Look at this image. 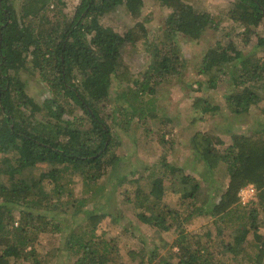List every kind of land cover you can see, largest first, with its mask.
<instances>
[{
  "label": "trees",
  "instance_id": "16d2710c",
  "mask_svg": "<svg viewBox=\"0 0 264 264\" xmlns=\"http://www.w3.org/2000/svg\"><path fill=\"white\" fill-rule=\"evenodd\" d=\"M240 1L241 12H227L232 24L225 36L232 39L224 44L221 33L223 39L196 57L193 70L197 89L205 84L217 86L225 72L224 53L229 61L239 56L237 40L248 43L256 39L257 44L264 45V36L259 33L264 0ZM9 2L0 0V264L18 260L59 264L60 258L63 264H229L219 262L217 257L222 254L237 259L251 228H259L256 195L264 211V122L250 134H235L227 154L217 152L211 134L202 130L193 134L195 156L210 168L226 164L230 176L220 201L210 203L209 208L204 207L207 199L200 198L197 179L183 169L171 171L163 153L162 165L149 185L140 184L130 199L138 218L150 226L153 235L160 233V244L153 243V248L146 243L137 251L130 250L129 263L114 255L112 245L96 234L108 213L86 210L72 217L83 210L86 198L76 206L73 192L65 189L67 180L75 175L85 182L102 179L118 160L115 155L107 157L113 139L127 132L133 120L145 122L144 112L138 109L144 110L145 94L156 92L166 78L187 72L179 33L188 41H196L206 31L220 32L221 25H228L226 15L215 14L202 0H162L173 10L166 26L149 39L151 63L144 79L137 80L121 61L128 43L142 36L148 38L146 25L138 20L121 34L104 25L101 16L117 5H123L132 17L138 16L145 0H78L75 15L64 28L59 17L65 16L66 0H21L19 11ZM30 56L39 79L48 87L42 101L28 93L26 82L18 75ZM235 65L238 73L232 75L233 89L226 99L235 113L248 112L264 95V58L248 54ZM115 84L119 87L116 93L112 91ZM111 98L120 102L106 114ZM197 100L195 105L203 113L218 108ZM147 115L150 121L156 117L153 110ZM196 121L194 118L191 123ZM167 181L173 192L194 199L199 206L191 204L186 214L167 205L158 196L165 192ZM246 185H252L255 193L243 204L239 191ZM194 215H218L221 222L233 224V230L219 224L216 217L212 225L207 223L206 230L189 229L187 220ZM235 215L247 218V222L238 223ZM162 232H173L175 237L170 241ZM44 239L49 245L45 253L37 249ZM164 249L171 254H160ZM263 259L264 239L257 263Z\"/></svg>",
  "mask_w": 264,
  "mask_h": 264
},
{
  "label": "rangeland",
  "instance_id": "374dc122",
  "mask_svg": "<svg viewBox=\"0 0 264 264\" xmlns=\"http://www.w3.org/2000/svg\"><path fill=\"white\" fill-rule=\"evenodd\" d=\"M66 1L67 4L63 7L65 16L59 17L62 20V28H64L67 21L73 18L78 4V0ZM202 1L209 3L207 9H211L215 14L219 12L222 15L225 14L224 21L228 25H221L220 32L206 31L196 41H188L183 34L179 33V42L185 56L184 62L188 65L187 72L175 77H168L157 86L156 92H147L143 98L144 101H142L144 110L138 107V102L136 103L139 112H144L142 117L145 116V122L144 119L141 122L136 121V119L133 120L128 124L127 132H121L122 134L120 133L118 140L113 139L114 144L107 157L110 158L115 155L118 160L116 164L106 170L107 173L102 179H89L85 182L83 177L75 175L67 180L68 184L65 185L66 190L73 192L72 198H74L76 206H79V200H82L83 197L86 198L83 210L72 217L81 216L83 211L86 210L108 213L97 226L96 234L104 238V242L112 245L113 250H116L115 252L118 254L114 253V255L119 256L127 263L130 262L131 258L130 250L137 251L146 246V243L153 248L155 246L153 243L160 244V233L157 231L158 233L153 235L150 226L144 224L138 218L137 208L134 207L133 201H130V199L134 198L135 190L140 184L144 187L147 184L149 185L151 177L156 175L162 165L163 153L167 155L166 159L170 161L171 171L178 168L183 169L185 173L191 174L197 179L200 184V198L207 199L209 203L205 204L204 207L209 208L210 203L220 201L221 195L227 189L230 176L226 164L223 163L217 168H210L204 159L195 156L192 144L193 134L198 130L211 134L215 138L217 152L227 154L229 152L228 145L231 144L235 134H250L260 129L264 122V95L248 112L243 113H235L226 99L227 94L233 89L231 85L232 75L238 73V66L235 65V62L243 59L248 54H255L257 57L264 58V45L257 44L256 39L248 43L237 40L236 47L239 56L233 60L229 61V57L224 53L225 72L221 75L216 87L205 84L204 88L197 89V84H194L197 76L193 70V64L197 55L203 50L215 46L217 40L223 39L221 33L224 35L223 43L227 44L229 39H232L230 35L225 36L232 24V19L230 20L227 12H241L243 10L240 0ZM12 2L17 10L20 9L21 0H10L9 3ZM201 8L205 7L202 6ZM172 10L173 8L165 5L162 0H145L141 13L134 16L135 18L125 10L123 5H117L101 16V22L104 25L121 34L128 28L133 27L138 20L146 25L145 28L149 31L148 38L142 36L128 43L121 61L122 65L131 70L133 77L137 80L144 79L147 74H145V71L151 63L148 50L149 39L151 40L155 34L159 33L160 28L166 26L167 17ZM53 13L55 12L50 11L51 16H54ZM65 18H68V20H64ZM136 29L140 34V30ZM259 33L264 36V21L261 28H259ZM236 39L237 37H235ZM18 75L26 82L28 93L37 101H42L48 93V87L39 79L31 56L25 66L18 71ZM118 88L115 84L112 91L116 93ZM199 98L205 101L204 105L210 104L211 106H218V108L208 113L201 112L195 105L196 100ZM117 102L120 101L115 98L108 100L105 113L113 112L117 107ZM152 110L156 117L150 121L147 114L148 111L152 112ZM77 113L81 114L82 111L79 110ZM41 114L43 113L41 112ZM123 114H120V116L122 117ZM194 118L197 121L191 123ZM109 121L112 122V119L109 118ZM162 133H165L164 138ZM2 157L3 153H0V160ZM39 164L45 166L43 163ZM33 175H38V172H34ZM71 180L73 182L70 183ZM170 186L171 182L167 181L165 192L158 195L167 205L182 209L186 214L190 212L188 207L191 204L194 208L199 206L198 203H194V199L182 198L180 192H173ZM63 198L65 199L67 196L65 195ZM255 200L258 204L257 208L260 206L256 220L259 230L254 231L255 228H251L248 239L242 244L243 250L238 254L237 259H227L222 254L217 257L219 262L258 264L259 245L264 239V211L260 209L262 205L259 204L260 201L257 195ZM214 217L220 220L219 224H226L221 222L218 215H194L187 220V227L189 229L200 227L202 230H206L207 223L212 225ZM234 217L237 218L238 223L240 221L247 222L245 217L244 219L239 218L237 215ZM65 225L67 226V222ZM226 225L229 230H233V224L227 223ZM210 230L214 231V228L210 227ZM161 234L170 241L175 237L173 232L167 234L162 232ZM43 238L46 237L43 236ZM212 243L213 245L216 244L215 242ZM48 248L49 245L46 239L37 244V249L40 252L45 253ZM160 254L169 255L171 252L164 249ZM62 260L60 258L59 264H63ZM173 261L177 262V258H174ZM15 264H31V261L18 260ZM261 264H264V259Z\"/></svg>",
  "mask_w": 264,
  "mask_h": 264
},
{
  "label": "built area",
  "instance_id": "2783aa9c",
  "mask_svg": "<svg viewBox=\"0 0 264 264\" xmlns=\"http://www.w3.org/2000/svg\"><path fill=\"white\" fill-rule=\"evenodd\" d=\"M255 193V188L252 185H246L242 187L239 191L240 201L245 204L253 197Z\"/></svg>",
  "mask_w": 264,
  "mask_h": 264
}]
</instances>
